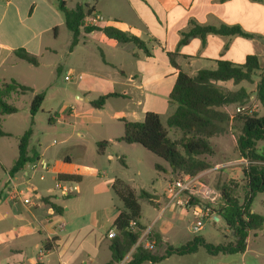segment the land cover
I'll use <instances>...</instances> for the list:
<instances>
[{
    "label": "crops",
    "instance_id": "1",
    "mask_svg": "<svg viewBox=\"0 0 264 264\" xmlns=\"http://www.w3.org/2000/svg\"><path fill=\"white\" fill-rule=\"evenodd\" d=\"M55 1L0 0V85L8 81L28 85L19 74L28 63L16 57V50L23 48L38 59L56 52L58 32L66 26ZM73 1L74 6L69 9L78 4L94 9L93 15L86 20L87 24L114 26L134 34L147 44L149 55L134 44H120L101 32H92L82 33L78 44L71 50V55L80 61V65L69 68L71 79H80V87L90 82L97 83L102 87L97 95L120 94L121 97H112L108 101L120 99L125 103L115 105L117 109L112 116L122 125L124 118L142 122L148 112L158 114L163 124V119L167 123L175 112L177 107L170 102V94L179 70L172 66L169 53H178L180 70L190 76L204 69H216L220 60L242 65L248 56H257L264 68V0ZM193 23L215 27L239 26L249 36L208 35L205 40L193 38L181 46L182 35L190 31ZM94 47L100 51L106 69L91 68ZM123 54L126 58L122 57ZM39 67L40 63L38 66L28 64L26 69L31 71ZM258 81L259 78L255 77L252 89L243 86V82L239 85L232 81L219 82V85L231 91L246 88L248 92L255 93ZM84 95L86 102L90 103L91 94L86 92ZM19 98L14 97L13 100L18 101ZM235 108L229 106L225 110L231 116ZM75 111V106H72L69 113L74 114ZM9 116L12 115L2 117L3 123ZM49 123L55 126L58 118L51 117ZM123 135L124 126L123 129H110L105 136H97L90 129H85L77 131L78 139L72 147L58 148L56 140L45 146L40 143L38 147L30 145L39 150V161L51 167L45 175L41 170H32L31 164L18 173L10 174L18 159V145L11 160L0 153V167L6 181H9V185L5 183L0 191V264H107L111 260L112 239L108 234H116L113 225L124 210V204L112 186L116 179H121L119 164L123 161L127 167L125 159L132 157L137 151L136 146H139L121 141ZM100 142H108L103 153L98 152L97 144ZM260 148L264 155V141L257 143L256 152ZM166 169L169 170L168 165ZM60 175L75 177L72 182L78 185L79 191L62 196L58 190ZM170 178L168 176V183ZM14 189L23 191L24 197L31 202L24 204L13 200L10 191ZM152 197L154 204L151 205L157 208L158 214L150 227L165 244L181 247L195 237L209 243L204 236L191 237L187 232H193L194 222L185 226L184 220L191 218L185 209L166 208L165 193L163 198ZM252 205V212L256 213ZM221 220L205 221L219 223ZM230 232L228 229L226 241L220 244L235 241L234 236H229ZM256 232L250 234L243 254L211 256L200 248L192 255H173L160 263L143 264H237L249 254L250 240L253 235L257 236ZM47 242L51 244L49 251L44 248ZM42 250H45L43 255L40 254Z\"/></svg>",
    "mask_w": 264,
    "mask_h": 264
},
{
    "label": "trees",
    "instance_id": "2",
    "mask_svg": "<svg viewBox=\"0 0 264 264\" xmlns=\"http://www.w3.org/2000/svg\"><path fill=\"white\" fill-rule=\"evenodd\" d=\"M56 8L63 16L66 28L72 34L71 49L74 48L82 33L101 32L108 39L120 44H134L145 54L150 52L147 44L132 33L114 26L98 27L89 25L86 20L93 15L94 9L78 4L74 9H69L66 0H56ZM208 35L245 36L239 26H201L193 23L188 33L182 35L180 45H186L193 38L205 40ZM18 59L38 66V58L25 49L15 51ZM172 66L179 70L176 84L170 94V102L176 105L175 112L167 119L166 129L160 116L154 112H148L142 122L122 119L124 135L120 138L126 144H137L146 151L162 159L169 167L156 164L155 168L171 176L170 180L185 175H199L213 168L207 157L214 154L211 139L224 135L229 125L237 134V148L240 158L251 162L244 168V198L243 201L236 196L231 184L216 186L222 192V204L210 208L212 213L224 220L227 228L232 231L235 241L228 244H210L200 237H195L191 242L181 247L168 246L162 237L151 230L150 237L155 240L153 251L136 246L139 238L146 230L141 225L142 208L139 199L143 198L154 204L153 197L146 192L138 195L129 184L122 179H116L113 183V191L124 204V210L114 222L115 237L111 240L110 250L112 258L107 264H143L145 262L160 263L167 258L178 255H192L204 248L211 256L220 254H243L247 248V241L251 233L261 230L264 226V217L252 212L251 205L255 197L264 192V155L256 152L257 143L264 141V68H262L257 56H248L245 63L237 65L229 61L220 60L214 70L204 69L195 76H190L180 70L177 64L178 53H169ZM255 77L259 78L255 93H250L246 88L231 91L219 85V82L232 81L235 85L242 82L253 84ZM32 89L17 81L0 85V137H10L11 134L3 130V116L18 113V108L11 103L14 97H21L31 92ZM112 97H121L118 93L107 94L97 100L90 101L94 109L102 110L107 101ZM254 97V98H252ZM45 100V93L34 96L30 113L31 125L20 137L18 143V159L14 163L10 174L13 175L25 169L29 164L39 161L40 153L37 148L31 147L33 138V117L41 110ZM255 100L262 109L263 114L248 115L245 112L236 114L233 119L225 110L229 106H245ZM232 122V123H231ZM170 130L181 132V138L174 140L170 137ZM108 142L97 144L98 152L103 153ZM122 164L125 166L124 162ZM75 177L60 175L58 181L72 182ZM43 200H47L43 198ZM200 201L194 199L192 205ZM55 208V206H54ZM51 244L45 243L46 251L51 250ZM166 248V249H165ZM161 250L163 252L161 253Z\"/></svg>",
    "mask_w": 264,
    "mask_h": 264
},
{
    "label": "rangeland",
    "instance_id": "3",
    "mask_svg": "<svg viewBox=\"0 0 264 264\" xmlns=\"http://www.w3.org/2000/svg\"><path fill=\"white\" fill-rule=\"evenodd\" d=\"M66 2L68 8H73V0H66ZM71 40V32L66 27H63L58 32V40L55 43L56 52L46 55L44 59H38L40 63L38 69L28 71L26 69L28 64H24L25 69L21 70V73L19 72L24 80H26L23 82H26L27 86L35 89V92H28L26 95L21 96L18 101H11L19 111L15 115L5 117L6 121L3 123V130L9 131L12 134L11 137L0 138V153L7 160H11L20 137L31 125L30 108L36 93H45V101L41 110L33 117L34 136L31 146L38 147L39 143L45 146L56 140L58 148L61 146L72 147L78 139L77 131L90 129L97 136H105L110 129L114 130L117 127L123 129L122 123L118 122V119L112 118L117 109L115 105L125 104L122 100L113 99L107 102L104 109H94L86 102V95L84 94L88 92V94H91L89 98L97 100L101 96L97 94L101 91L100 88L102 87L95 82H90L85 87H80L79 83L81 80L74 77L71 80H65V77L70 72L69 68L80 65V61H77L76 56L71 55ZM122 57L126 58V54H123ZM91 59L90 66L93 70H98L100 67L106 69L103 57L97 47H94ZM242 84L247 89L253 88V85L247 82H243ZM72 106L76 108L74 114L69 113ZM258 114H263L262 108L258 111ZM51 117L58 118V123L55 126L49 123ZM163 124L168 129L164 119ZM169 134L174 140L181 138V132L178 130H170ZM236 138L237 134L232 130V125H229L224 135L211 139L214 154L207 157V160L211 162L213 167L217 164H233L225 166L220 170H213L204 180L215 188L216 186L221 187L224 184H231L236 196L242 202L244 198L243 187L245 186L243 170L247 168V163L242 160L244 158H240ZM67 139L69 140L64 142ZM136 149L137 151L133 152L132 157L127 160L125 159L127 167L119 164L122 171L120 178L135 189L138 195L146 192L151 196L163 198L164 191L167 188L168 175L156 170L155 165L159 164L167 168V164L140 145L136 146ZM257 152L262 155L263 149L260 148ZM43 174L45 175L46 172ZM6 180L3 169L0 167V191L3 190L5 183L9 185V181ZM52 185L55 184L53 183ZM26 186L29 185L26 184ZM59 192L58 195H60ZM139 202L142 208L140 222L150 227V223L156 218L158 210L146 199L141 198ZM252 207L257 214L264 217V192L255 197ZM194 220V218H190L186 222L184 220L183 223L187 227ZM227 230L225 222L221 220L219 223L204 221V225L199 232H187L191 237L202 235L209 243L218 245L226 241ZM230 233L229 236L233 237L232 231ZM256 233V237L254 235L251 237L250 252L246 259H240L237 264H264V228Z\"/></svg>",
    "mask_w": 264,
    "mask_h": 264
},
{
    "label": "built area",
    "instance_id": "4",
    "mask_svg": "<svg viewBox=\"0 0 264 264\" xmlns=\"http://www.w3.org/2000/svg\"><path fill=\"white\" fill-rule=\"evenodd\" d=\"M65 80H71V75L68 74L65 77ZM261 108V105L253 100L251 104L236 106L234 112L231 114V117L233 119L236 114L242 112H245L248 115H253L258 113ZM242 160L247 163V166L251 164V162L247 159ZM231 164L233 163L227 165L217 164L212 169L199 175H185L183 177L170 180L165 190L166 208L174 206L185 209L189 213L190 217L195 219L192 226L193 232H199L202 229L205 220H213L216 217L212 213L211 209L206 208L204 204L217 207L221 205L223 201L222 192L217 188L210 186L204 179L213 170H220ZM30 166L34 171L40 169L43 172H48L51 168L49 164L44 161H38ZM43 177L44 176L41 175V179H44ZM58 190L62 196L67 197L73 193H77L79 191V187L73 182L58 181ZM10 197L13 200H20L24 204H29L31 202L29 198L24 197L23 191L17 189L10 191ZM194 199H197L200 202L192 205L191 201ZM151 230L152 227H149V229H146L143 232L136 246H140L149 251H153L155 249V240H152L150 237ZM115 235L116 234L114 232H110L108 237L113 239ZM44 253L45 250H42L40 254L43 255Z\"/></svg>",
    "mask_w": 264,
    "mask_h": 264
},
{
    "label": "water",
    "instance_id": "5",
    "mask_svg": "<svg viewBox=\"0 0 264 264\" xmlns=\"http://www.w3.org/2000/svg\"><path fill=\"white\" fill-rule=\"evenodd\" d=\"M215 219H219V217L216 216Z\"/></svg>",
    "mask_w": 264,
    "mask_h": 264
}]
</instances>
